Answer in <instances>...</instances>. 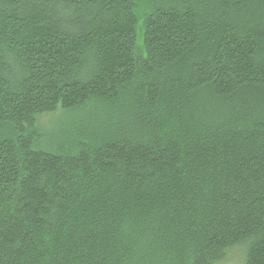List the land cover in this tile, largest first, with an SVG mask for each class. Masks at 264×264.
I'll list each match as a JSON object with an SVG mask.
<instances>
[{"label": "trees", "instance_id": "trees-1", "mask_svg": "<svg viewBox=\"0 0 264 264\" xmlns=\"http://www.w3.org/2000/svg\"><path fill=\"white\" fill-rule=\"evenodd\" d=\"M240 248L264 264V0H0V264Z\"/></svg>", "mask_w": 264, "mask_h": 264}, {"label": "rangeland", "instance_id": "rangeland-1", "mask_svg": "<svg viewBox=\"0 0 264 264\" xmlns=\"http://www.w3.org/2000/svg\"><path fill=\"white\" fill-rule=\"evenodd\" d=\"M70 115V114H69ZM67 115L58 113L54 116H45L42 119V127L45 130L44 133L46 134V137L44 141L41 143L43 146L47 143H51L52 137L55 134L56 130H65L66 127H69V123H67V120L72 118V115ZM73 129V127L71 128ZM243 256L242 249H235L230 252L229 258L222 262L221 264H243Z\"/></svg>", "mask_w": 264, "mask_h": 264}]
</instances>
